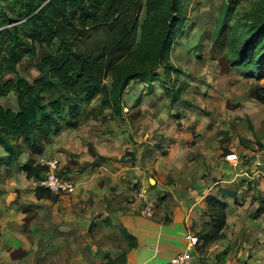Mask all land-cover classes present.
<instances>
[{"label": "rangeland", "instance_id": "1", "mask_svg": "<svg viewBox=\"0 0 264 264\" xmlns=\"http://www.w3.org/2000/svg\"><path fill=\"white\" fill-rule=\"evenodd\" d=\"M19 2L0 0V33L23 12ZM86 6L94 7L91 1ZM117 6L132 16L135 47H145L157 17L151 0H124ZM258 11H264V0H182L168 54L170 77L160 68L147 81L132 80L124 93L122 116L103 103L102 94L88 100L71 93L72 101L65 102L54 89L44 92L46 103H64L61 133L42 138L41 153L24 151L15 164L5 159L7 152L0 147V264H123L135 242L123 225L124 215L169 222L179 203L198 206L203 195L226 178V156L231 152L239 154L242 170L248 171L257 156L264 169V74L236 66L233 57L242 40L235 26ZM86 23L90 29L80 38L69 34L70 26L62 31L75 40L74 50L94 54L98 44L108 43V35ZM19 33L30 45L18 48L12 57L16 71L6 68L8 61L0 51V104L15 110L17 96H1L3 85L18 77L30 82L43 78L51 72L48 61L64 51L57 38L51 44L32 38L28 25H19ZM5 38L1 36L0 44ZM127 44L105 57L99 53L109 62L106 68ZM103 78L110 86L111 72L105 71ZM75 105L79 126L68 127L69 106ZM13 143L22 144L20 138ZM43 157L60 160L64 174L75 181L74 192L43 191L44 197H38L40 176L29 177L19 166L31 159L39 164ZM257 182L249 180L246 186L256 191L252 184ZM146 208L151 212L144 213ZM204 209L207 212L208 205ZM255 210L253 205L242 212ZM207 224L191 228L198 233ZM262 226L258 220L252 229H243L242 237L225 233L222 241L235 244L221 245L224 249L216 250V256L227 254L226 248L234 254L242 246L241 256L233 257L235 264H252L258 255L254 264H264Z\"/></svg>", "mask_w": 264, "mask_h": 264}, {"label": "trees", "instance_id": "2", "mask_svg": "<svg viewBox=\"0 0 264 264\" xmlns=\"http://www.w3.org/2000/svg\"><path fill=\"white\" fill-rule=\"evenodd\" d=\"M19 1L22 8L20 11L23 12L18 13V18L9 21L4 34L0 33V39L2 35L7 37L0 44V51L5 55L4 60L8 61L6 68L16 71L15 65L11 63L12 57L18 48L30 45L19 33V25H28L33 30L32 38L48 44H51L54 38L61 40L64 51L48 61L51 72L43 73V68L39 69L45 74L43 78L30 82L18 77L14 82L3 85L5 90L1 92V96L13 92L17 96L18 104V110L7 109L0 104V146L7 152L5 159L8 162L19 163L24 151L41 153L42 138L58 135L63 130L64 126L60 121L65 109L64 103L59 100L46 103L43 98L44 92L54 89L65 102L72 101L74 93L85 95L88 100L102 94L103 103L112 108L116 115L122 116L124 93L132 80L147 81L160 68L165 77H170L173 66L169 62L168 54L176 34L177 21L180 19L182 0H151L157 17L153 26V36L148 39L145 47L141 44L135 47L136 44H133L135 26L132 25V16H129V12L126 13L127 9H118L117 6L124 0H44V3L40 4L35 0ZM89 1L94 7L86 6ZM223 19H226V16ZM19 21L22 22L17 24ZM77 21L81 22L82 26H77ZM87 21L92 25L91 28L103 30L108 35L106 37L108 43L98 44L97 52L94 54L74 50V39L80 38L90 29ZM68 26L72 27L69 34L76 33L74 39H67L68 34L62 31ZM234 32L241 36L238 41L242 39L237 55L233 54L235 65L249 67L246 69L247 72L256 71L262 76L264 11L248 14L235 26ZM123 44H127L124 53L117 59H112L113 64L106 68L105 65L109 62L105 61L104 57L114 53L116 51L114 49L120 48ZM100 52L103 53V58H100ZM105 71L108 74L111 72L110 86L103 84ZM76 107L78 105L69 106L70 121L65 123L68 127L79 126V122L75 121ZM18 138L22 144L15 146L13 141ZM22 165L19 166L20 169L25 170L29 177H39L44 171V167L32 159ZM43 191L53 194L40 188L37 192L38 197H44ZM207 203L211 222L207 224V229H202L198 234L205 242H212L224 235L227 205L213 196L207 197ZM136 245L135 239L132 248Z\"/></svg>", "mask_w": 264, "mask_h": 264}, {"label": "crops", "instance_id": "3", "mask_svg": "<svg viewBox=\"0 0 264 264\" xmlns=\"http://www.w3.org/2000/svg\"><path fill=\"white\" fill-rule=\"evenodd\" d=\"M228 165L230 167L226 169V178L216 183L214 191L208 190L203 195L204 200H201L198 206L193 207V204L191 205L190 203L184 205L182 202L179 203L180 206L176 205L173 215H170L171 221L169 222L147 216L124 215L122 218L123 225L127 228L128 233L135 237L137 242V245L130 249L125 264H169L176 254L184 250L186 231L192 230L191 227L194 225L202 227L204 223L211 222L209 213L204 212L205 205H208V196H213L217 200L226 203L227 222L223 230L224 235L220 239L212 242L202 240L196 252V258L211 264H235L236 259L233 257H235V253H239V257L241 256L242 246L240 249L237 247L234 254L233 251L226 248L228 253L222 256H219L220 254L216 256L218 253L216 250L222 251L224 248H220L221 245L224 247L234 246L235 242L231 244L229 241H226V243L222 241L225 233L233 234V237L236 238L242 235L241 232L245 233L243 229L246 231L252 229L254 223L258 220L262 222L264 233V169H261V175L256 178L259 182L252 184L258 187L254 191L246 186L247 181L249 185V180H252L250 174L255 167L253 162H250L248 171L242 170L240 165ZM247 173L250 174L248 175ZM239 183H241V186ZM247 188H250V191H246L245 189ZM255 192L260 194L258 195ZM251 202L256 203L253 204L256 210L254 212H242L249 207L253 208ZM243 214H246V217ZM261 241H264V235ZM249 242V239L244 241L245 244H249ZM205 249L206 251L203 253L202 251ZM262 249L261 245L260 251ZM258 256L252 258V264H254L255 260L259 261Z\"/></svg>", "mask_w": 264, "mask_h": 264}, {"label": "built area", "instance_id": "4", "mask_svg": "<svg viewBox=\"0 0 264 264\" xmlns=\"http://www.w3.org/2000/svg\"><path fill=\"white\" fill-rule=\"evenodd\" d=\"M228 164L233 166L240 165V156L236 152H231L226 156ZM254 168L251 171V178L256 179L261 175V169H263V160L260 156H257L253 161ZM39 165L44 167V171L41 173L38 179L37 185L40 188L46 189L53 194H71L76 189L75 181L71 177L64 174L62 163L58 158H46L43 157ZM151 212L150 208H146L144 213ZM185 247L184 250L176 254L169 262V264H211L204 262L196 258V252L201 245L202 239L199 234L193 230H187L184 236Z\"/></svg>", "mask_w": 264, "mask_h": 264}]
</instances>
